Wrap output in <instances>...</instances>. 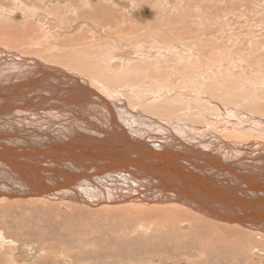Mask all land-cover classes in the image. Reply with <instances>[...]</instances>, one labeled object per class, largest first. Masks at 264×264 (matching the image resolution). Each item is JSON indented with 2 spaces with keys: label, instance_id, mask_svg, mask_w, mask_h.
Here are the masks:
<instances>
[{
  "label": "bare ground",
  "instance_id": "obj_1",
  "mask_svg": "<svg viewBox=\"0 0 264 264\" xmlns=\"http://www.w3.org/2000/svg\"><path fill=\"white\" fill-rule=\"evenodd\" d=\"M160 1L0 0V142L14 143L34 151L30 153L33 155L30 161L21 160L27 162L26 165L19 162L18 156H4V159L0 155V210L4 211L0 213H3L0 222L10 221L8 209L17 207L18 210L20 206L36 211L49 208L78 210L76 214L81 209L95 216L98 211L115 212L129 216V221L132 217H141L151 223L163 222L162 228L170 223L187 225L195 233L200 230L203 245L213 242L222 248H230L227 240H231L239 253L242 248L252 250L255 255H263L261 259L264 261V209L260 207L264 206V174L261 176L259 168L245 161L252 159L250 146L264 148V77L250 68L252 62L246 58H232L228 52L237 40V32L246 31L255 37V29L259 26L255 28L253 24L246 30H241L240 24V29L233 27L228 13V9L231 10L228 5L233 0H225L221 23L217 14L212 18L208 13L213 21L217 19L218 22L202 26L203 21L208 22L197 4L190 19L196 27L200 22L201 31L186 30L181 21L174 23L170 20V15L175 14L174 5L169 8L173 0ZM191 3L190 7L193 6ZM211 4L208 5L210 10L213 8ZM180 5L184 7V4ZM164 8H169V12ZM217 10L214 11L217 13ZM253 20L255 18L251 22ZM247 39L245 37L246 43ZM202 41L204 47L200 46ZM236 43L238 46V40ZM259 43L258 38V45H261ZM253 48L256 45L251 44L252 52ZM144 125L164 133L153 136ZM171 139L174 144L183 139L194 141L197 146L211 139L216 148L225 147L226 157L218 159L204 150L195 147L194 150L189 144L178 154L157 150V140L168 143ZM55 144L70 148L68 160L57 149H53L54 155L50 153L49 147ZM202 156L212 162H201L199 157ZM53 167L58 171L53 172ZM14 175L18 176L17 181L11 180ZM25 179L29 181L27 186L21 184ZM26 218L12 217L11 224L14 222L21 227L18 235L35 231L27 228ZM4 226L9 229L8 224ZM133 228L132 231L136 232L137 228ZM144 230L140 232L145 233ZM6 232L9 233L7 229ZM48 234L50 232L40 228L38 235L41 239ZM156 235L158 237L161 233ZM15 238L18 242L19 237ZM215 238L219 241H214ZM173 239L170 242L174 244ZM150 240H147L149 244ZM100 246L96 245V248ZM33 247L30 257L39 249ZM150 247H147L148 253ZM177 252L174 255L179 254ZM250 255L248 260H251ZM132 256L134 258L135 254ZM42 257H38L39 260ZM141 258L138 262L143 260ZM200 260L204 262L205 258ZM224 261L236 263L237 260L227 256ZM43 262L49 261L45 263L43 259Z\"/></svg>",
  "mask_w": 264,
  "mask_h": 264
},
{
  "label": "rangeland",
  "instance_id": "obj_2",
  "mask_svg": "<svg viewBox=\"0 0 264 264\" xmlns=\"http://www.w3.org/2000/svg\"><path fill=\"white\" fill-rule=\"evenodd\" d=\"M179 1V0H178ZM184 1L185 0H183V2L180 0L179 1V4L177 3L176 5L174 4L175 2H176V0H173V1H171L172 2V4H170L171 5V7H169L170 9H172V6L174 5V15H170L171 16V18H170V20H171V22H174L175 23V21L178 23V22H180L181 23V25H183V26H185V28H186V30L187 29H189V30H191V29H193V30H195V29H197V31H199V33H200V28L202 27V26H205V25H208V24H213V22L214 23H216L217 24V22L219 21L220 23H221V21H223V18H220V15L221 14H223V12H222V10H221V8H223V6H224V8H225V0H220V1H217V0H207L208 1V3L206 2V0H199L198 1V3H196L197 2V0H193V2H192V0H189V3H191V6L192 7H190V5H189V3H187V0L185 1V3H184ZM191 1V2H190ZM226 1H228V0H226ZM232 1V0H231ZM242 1V2H241ZM251 1V2H250ZM257 0H233L232 2H231V4H232V6H234V7H232L231 6V4L230 5H228L229 7L228 8H230L231 10H229L228 9V13H229V17H230V23H232L231 25L233 26V27H238L239 26V24L241 25V26H239L240 28H241V30H246L247 28H249V27H253L252 25L254 24L255 25V28H256V26H259V27H261V28H259V27H257L256 29H255V33H254V35H255V37H253V36H251V35H248L247 33H246V31H239V32H237L238 34H236V37H237V40H238V46H237V40L230 46V48H229V50H228V52H229V54H230V56L232 57V58H235V59H241V58H246L245 60H247L248 62H252V64H248L249 66H250V68H252V70H254V72H256L259 76H262V77H264V46L262 45L263 44V42H264V6H262L263 4H264V0H258L259 1V3H258V1L256 2ZM161 3H162V0L160 1ZM201 2V3H200ZM221 2V3H220ZM229 2H230V0H229ZM261 2V3H260ZM180 3L181 4H184L183 6L184 7H182V5H180ZM193 3H195V5L193 4ZM199 3L201 4V5H199ZM206 3H207V5H206ZM210 3H213V4H211V6L213 7L211 10H210V7L208 6V5H210ZM251 3V4H250ZM257 3V4H256ZM198 4V10L200 11V13H201V15H203L202 17L205 19V21H207L208 23H206L205 24V22L203 21V25L202 26H200V20L198 19V25L197 26H199V27H196L195 25H193L192 23L193 22H191L192 20L190 19V17H191V15H190V13L194 10V8L196 7V5ZM217 4H218V6H217ZM249 4V5H248ZM256 4V5H255ZM259 4V5H258ZM261 4V5H260ZM180 5V6H179ZM187 5V6H186ZM207 6V8H206V6ZM237 5H239V6H237ZM179 6V7H178ZM214 6H216V8L218 9L217 10V13L214 11V10H216V8H214ZM241 6V7H240ZM256 6V7H255ZM261 6V7H260ZM147 7V6H146ZM175 7H176V9H175ZM181 7V8H180ZM189 7H190V9H189ZM194 7V8H193ZM251 8V10H250V8ZM260 7V9H258ZM161 8V7H160ZM169 8H164V10H166V12H169ZM188 8V9H187ZM201 8V9H200ZM220 8V9H219ZM256 8V9H255ZM261 8L263 9L262 10V12H260L261 11ZM162 9H163V7H162ZM180 9V10H179ZM182 9V10H181ZM185 9V10H184ZM193 9V10H192ZM205 9V10H204ZM240 10V12L242 13V15H237L236 13L238 12V14H241L240 12H239V10ZM202 10H204V11H206V13L204 12V11H202ZM211 12H210V11ZM219 10H221L220 11V13H218L219 12ZM234 12H233V11ZM257 11V13L255 12V11ZM260 10V11H259ZM177 11H179L181 14H184V13H189V15L186 13V15H188V19H186V15L184 14V15H181L179 12H177ZM184 11V12H183ZM208 11V12H207ZM224 11V10H223ZM244 11V12H243ZM245 11H246V13H245ZM249 11H250V13H249ZM254 11V12H253ZM214 12H215V14H214ZM233 12V13H232ZM253 12V13H252ZM260 13V15H258L259 13ZM203 13H205V14H203ZM212 16V18H213V16L215 17V15L217 14V17L220 19V20H218L217 21V19L215 20V21H213V19L211 18V16H209V14ZM178 14H180V15H178ZM192 14V13H191ZM214 14V15H213ZM252 14V15H251ZM177 15V16H176ZM207 15V16H206ZM206 16V17H205ZM233 16V17H232ZM251 16H253V17H251ZM261 16V17H260ZM177 17V18H176ZM249 17V18H248ZM258 17H260V18H258ZM232 18H233V20H232ZM252 18H255V20H253V22H251V20H252ZM174 19V20H173ZM239 19V20H238ZM250 20L249 22L247 21V20ZM189 20H190V22H189ZM209 20V21H208ZM243 20H245V21H243ZM183 21V22H182ZM185 21H187V22H185ZM211 21V22H210ZM217 21V22H216ZM233 21V22H232ZM255 21V22H254ZM235 22H236V24H235ZM240 22V23H239ZM243 22H248V24L247 23H243ZM260 22H261V24H262V26H261V24H260ZM187 23V24H186ZM219 23V24H220ZM242 23V24H241ZM191 24H192V26H191ZM210 24V25H211ZM244 25V27H242ZM188 26V27H187ZM195 26V27H194ZM247 26H249V27H247ZM238 27V28H239ZM237 28V29H238ZM239 28V29H240ZM263 29V30H262ZM259 30V31H258ZM243 33V34H242ZM262 33H263V35H262ZM243 37H241V36ZM244 35V36H243ZM248 35V36H247ZM260 35V36H259ZM200 37V36H199ZM239 37V38H238ZM245 37H246V39H247V37H248V39H247V43H246V40H245ZM253 37V38H252ZM256 38V39H255ZM258 38H259V41H260V43H261V45H258ZM263 38V39H262ZM252 39H254V41L252 40ZM257 40V41H256ZM251 41H253V42H251ZM256 41V42H255ZM204 41H202L201 43H200V46H202V47H204V45L202 44ZM259 43V44H260ZM242 44V45H241ZM251 44H253V45H256V48H253L254 50V52H252L251 50H250V47H251ZM239 45H240V47H239ZM245 45V46H244ZM235 46V47H234ZM243 46V47H242ZM261 46V47H260ZM261 48V49H258V48ZM240 48V49H239ZM239 50V51H238ZM243 50V51H242ZM249 50V51H248ZM257 50V51H256ZM234 51H235V53H234ZM231 52V53H230ZM238 52V53H237ZM236 53L238 54V55H236ZM240 53H242V54H240ZM235 54V55H234ZM249 54V55H248ZM254 54H255V57L256 56H258V57H256V59H255V57H254ZM261 54V55H260ZM244 55V56H243ZM260 55V56H259ZM254 57V58H253ZM261 58V59H260ZM259 60H261L260 62H259ZM263 60V61H262ZM257 61V62H256ZM261 64H262V66H261ZM256 73H254V74H256ZM249 73H247V75H248ZM255 75V76H258V75ZM250 76H252L251 74H249ZM26 97H28V95H26ZM136 123V122H135ZM145 126V125H144ZM145 128L148 130V132H150L153 136H157L158 137V135L159 134H161V133H164V131H162V130H158V129H155V127H148V126H145ZM188 144L190 145V146H192L193 147V149H194V147L196 148V149H200V150H204V151H206V152H208V153H210L212 156H216L218 159H225V157H226V155H225V147H223L222 146V149H218V148H216L215 147V142H213L211 139H209L206 143H204L203 145H195V142L194 141H186V140H183V139H179V144H174V143H172V139H171V141L170 142H165V141H163V140H157L156 141V145H157V150L158 151H161V152H169V153H176V154H178V153H180V152H183L185 149H187V147H188ZM250 147H252V152H253V156H252V159H245V161L247 162V163H249L251 166H253V167H257V168H259L260 169V171H259V173L261 174V176H262V174H264V148H259V147H257L256 146V148L254 147V146H250ZM195 150V149H194ZM240 151V150H239ZM238 151V152H239ZM237 152V153H238ZM190 157V156H189ZM192 158H196V157H192ZM199 159H201L200 161L201 162H203V163H211L212 161L210 160V159H208V157H206V156H202V157H199ZM197 163V162H196ZM58 171V170H57ZM17 209V207H13L12 209H8V213H9V215H10V221L7 219H5V221H4V224H8V227H9V225L11 224V220H14V219H12V217L13 216H15V217H27L26 218V226H27V228H28V226H29V228L30 229H32V230H35L34 232H21L19 235H18V233H19V231L18 230H20V226L19 225H14V222L10 225V226H12V227H9V229L7 228V227H5L4 226V224L3 223H1L0 222V264H2V263H4L5 261L7 262V264H43L44 262H43V259H44V261H45V263H46V261L48 262V263H46V264H60V261H61V264H64L66 261H69V262H66L65 264H136V262H137V264H160V263H163V264H168L169 262V264H252V263H254V264H263V262L264 261H262V256L263 255H258V254H253V252H252V250L251 251H249V250H247V249H244V248H242V250L243 251H241L240 253H239V250H235V247L233 246V242L230 240V241H228L227 240V243H229L231 246H230V248H228V246L227 247H225V246H223V248H222V245H215L213 242L212 243H210L209 245H203L202 243H203V241H202V237H201V235H199V231L200 230H198L196 233L190 228L189 229V226H187L186 225V227L184 228L183 226H182V224H179V223H170L169 225L167 224L166 226H165V228H162L163 226L162 225H165V224H162L163 222H160V223H158V222H155L154 223V221H152L153 223H151V220H148L147 218H141V217H132V219L129 221V219H128V217L129 216H123L122 214H116L115 212H113L114 214H115V216H114V214L111 212V213H107V212H103V211H101V213H100V211H98V212H95V214H96V216L95 215H93L94 213H91V212H89V211H86V212H83V210H81V209H79V212H78V214H76L77 213V211L75 212L74 210H73V212H72V210H67V209H65V208H62V209H52V208H49V209H41L40 211H36L37 209H31V207H22V206H20L19 208H18V210H16ZM48 210V211H47ZM68 211V212H67ZM1 212H3L4 213V211L3 210H0V213ZM40 212H41V214H40ZM64 212V213H63ZM82 214H81V213ZM90 214H89V213ZM2 213V214H3ZM36 215H35V214ZM50 213V214H49ZM72 213V214H71ZM79 213H80V215H79ZM2 214H0V220L2 219L1 218V215ZM102 214H104V217H105V219H104V217L103 216H101ZM113 214V215H112ZM58 215V216H57ZM83 215V216H82ZM85 215V216H84ZM112 215V216H111ZM43 216H44V218H43ZM90 216H92V217H90ZM99 216V217H98ZM40 217V218H39ZM46 217V218H45ZM51 217V218H50ZM66 217L68 218V219H66ZM80 217V218H79ZM99 219H97V218ZM106 217H108V219L106 218ZM112 217V218H111ZM55 218V219H54ZM94 218H96L95 219V221H94ZM126 218L128 219V220H126ZM30 219H32V220H30ZM34 219H36V220H34ZM38 219H39V222H38ZM42 219V220H41ZM45 219V220H44ZM49 219L50 220H52L53 221V224H52V221H49ZM69 219H71V220H69ZM107 219V220H106ZM118 219V220H117ZM121 219V220H120ZM147 220V221H143V223H142V221L141 220ZM55 220H56V222H55ZM82 220V221H81ZM86 220V221H85ZM135 220V222H133ZM136 220H138V222L136 221ZM15 221H19V220H15ZM30 221H32V222H30ZM46 221L48 222V223H46ZM70 221H72V222H70ZM75 221V222H74ZM107 221V222H106ZM108 221H110V222H108ZM115 221V222H114ZM120 221L122 222V223H120ZM37 222L38 223H41L40 225L39 224H37ZM51 222V223H50ZM60 222V223H59ZM91 222H92V224L93 225H91ZM96 222H97V224H96ZM113 222V223H112ZM30 223V224H29ZM45 223V224H44ZM73 223H76V224H74V225H72ZM88 223V224H87ZM106 223V224H105ZM107 223L108 224H113V225H111V226H109V225H107ZM115 223V224H114ZM131 225H130V224ZM136 223V224H135ZM45 225V226H42V225ZM49 224V225H48ZM51 224L53 225V226H51ZM58 225V226H56V225ZM69 224V226H70V228H69V226H67ZM125 224V226H124V228H123V225ZM138 224H139V226H138ZM153 224V225H152ZM158 224V225H157ZM3 225V226H2ZM33 225V226H32ZM38 225V226H37ZM46 225H48L47 227L49 228H47L46 227ZM55 225V226H54ZM65 225V226H64ZM75 225H76V227H75ZM84 225H86V226H84ZM95 225V226H94ZM98 227H97V226ZM122 225V226H121ZM130 225V226H129ZM142 225H144L143 227H142ZM171 225V226H170ZM178 225H180V226H178ZM15 226V227H14ZM17 226H19L18 228H17ZM32 226V227H31ZM50 226V227H49ZM71 226H72V228H73V230H71L72 228H71ZM79 226V227H78ZM94 226V227H93ZM122 227V228H120L119 229V227ZM136 226V227H135ZM145 226H147L146 228H147V230H144V228H145ZM152 226H154V227H152ZM37 227V229H39L40 230V228H41V230L43 231V229L47 232V233H49L50 232V235L48 234V236H44V237H48L47 239L46 238H43V237H41V239H40V237H39V230H37L36 231V228ZM52 227V228H51ZM63 227H64V229H63ZM75 227V228H74ZM83 227V228H82ZM88 228V229H92L93 230V228H94V230H93V232H92V230H87L86 228ZM90 227H92V228H90ZM98 229H97V228ZM100 227H101V230H103V229H106V231L105 230H103V231H101V230H99L100 229ZM134 227V228H133ZM143 229H142V228ZM175 227V228H174ZM177 227H179V229L177 228ZM43 228V229H42ZM80 228V229H79ZM96 228V229H95ZM126 228V229H125ZM131 228H133L134 230L136 229V232H133L132 231V229ZM149 228H152V229H149ZM169 228V229H168ZM4 231H3V230ZM6 229H7V231L9 232V233H7L6 232ZM47 229V230H46ZM52 230V232H51V230ZM66 229H68V230H66ZM75 229V230H74ZM85 229V230H84ZM126 230V232H122V231H125ZM131 229V230H130ZM162 229H164V231L163 232H161V230ZM165 229L167 230L168 229V232H166L165 231ZM174 229H177V230H174ZM184 229H186V230H184ZM2 230V231H1ZM11 230V231H10ZM14 230V231H13ZM81 230V232L78 234L77 232L78 231H80ZM87 230V231H86ZM97 230V231H96ZM116 230V231H115ZM139 230V231H138ZM141 230H144V231H146L145 233L144 232H140ZM149 230H150V232H149ZM157 231V232H155V233H153L154 231ZM174 230V231H173ZM182 232H181V231ZM18 231V232H17ZM60 231V232H59ZM66 231V232H65ZM71 233H70V232ZM75 231V232H74ZM102 232L101 234H100V232ZM110 231H111V233H110ZM147 231H148V233H147ZM160 231V232H159ZM188 233H187V232ZM11 232V233H10ZM16 232H17V234H16ZM38 234H37V233ZM64 232H65V234H64ZM68 232H69V234H68ZM91 232V233H90ZM97 232V233H96ZM98 232H99V234H98ZM116 232V233H115ZM166 232V233H165ZM60 233H62V234H60ZM85 233H88V234H85ZM95 233H96V235H95ZM106 233V234H105ZM109 233L111 234V235H113V237L111 236H109ZM125 233V234H124ZM141 233V234H140ZM150 233H152L153 235H151ZM160 233H161V235H160ZM163 233V234H162ZM192 234L191 235V237H190V234ZM13 234V236H15V237H19V240H18V242H17V240L16 239H18V238H15V237H13V238H11V235ZM51 234L53 235V236H55V237H53V236H51ZM67 234V235H66ZM72 234V235H71ZM91 234L93 235V236H91ZM100 235L99 236V238L101 237V235H103L104 237H106V238H103V236L101 237V239H99L98 238V235ZM122 234V235H121ZM134 234V235H133ZM138 234H140V236L138 235ZM144 234V235H143ZM149 234V235H148ZM156 234H158V235H160V236H158L157 237V235ZM173 234H175V235H173ZM186 234V235H185ZM27 235V236H26ZM69 235H71V236H69ZM89 235H90V238H89ZM106 235V236H105ZM109 237H108V236ZM126 236V239H124L125 238V236ZM132 235V236H131ZM137 235V236H136ZM142 235V236H141ZM147 235V236H146ZM165 235V236H164ZM177 235H178V237H177ZM186 237H185V236ZM6 236H8L7 238H6ZM23 238H21V237ZM24 236H25V238H24ZM69 236V237H68ZM74 236H76V237H74ZM85 236H87L86 238H89V239H93L94 241H92V239H91V241L89 240V239H86L85 238ZM135 236V237H134ZM150 236V238H148ZM156 236V237H155ZM163 236V237H162ZM167 236V237H166ZM179 236H180V238H179ZM2 237V238H1ZM10 237V238H9ZM39 237V238H38ZM53 237V238H52ZM66 237V238H65ZM70 237H71V239L72 240H70ZM81 237V238H80ZM84 237V238H83ZM129 239H128V238ZM131 237H133V238H131ZM137 237L139 238V239H141V240H139V239H137ZM142 237V238H141ZM146 237V238H145ZM156 238V243L154 244V239ZM160 237H161V239H160ZM175 237H177V238H179V239H176ZM197 237V238H196ZM15 238V239H14ZM51 238V239H50ZM69 238V239H68ZM76 238H77V240H76ZM143 238H145L146 239V241L143 239ZM165 238L167 239V240H165ZM174 238V239H173ZM196 238V240L194 241V239ZM9 239V240H8ZM16 240L15 242L13 241V240ZM36 239V240H35ZM43 239H45V240H43ZM74 239V240H73ZM80 239V240H79ZM99 239V241L97 242L96 240H98ZM104 239V240H103ZM108 239V240H107ZM135 239H137L136 241H135ZM150 240V239H152V241L150 242V244L147 242V240ZM175 240V242H177V245H176V243L174 242V244H173V242H170L171 240ZM187 239V240H186ZM204 239V238H203ZM27 240V241H26ZM84 240H85V242H84ZM133 240H134V242H133ZM177 240V241H176ZM193 240V241H192ZM9 241V242H8ZM30 241V242H29ZM78 241V242H77ZM90 241V242H89ZM102 241V242H101ZM110 241V242H109ZM130 243H129V242ZM141 241V242H140ZM167 241H169V242H167ZM182 241V242H181ZM188 243H187V242ZM214 241H216V242H218L219 241V239L218 238H215L214 239ZM3 242H7L6 244L5 243H3ZM19 242H21V244L19 243ZM70 242V243H69ZM85 243V244H83V243ZM88 242V243H87ZM96 242V243H95ZM133 242V243H132ZM143 242V243H142ZM152 242H153V244H152ZM195 242V243H194ZM33 243V244H32ZM79 243H81L80 245H79ZM107 243V244H106ZM110 243V244H109ZM128 243V244H127ZM140 243H142V244H140ZM163 243V244H162ZM165 243H166V246H167V248L168 249H170V251L167 249V248H165L166 246H163V245H165ZM167 243H169L168 245H167ZM184 243H186L185 245H184ZM198 243V244H197ZM199 243H201V244H199ZM26 247H23V245ZM31 244V245H30ZM40 244H42L41 245V247L39 246ZM45 244V245H44ZM47 244H49V245H47ZM76 244L78 245V247L76 246ZM93 244H96L97 246H100L101 244V246L100 247H97L96 248V245H93ZM99 244V245H98ZM105 244H106V246H105ZM138 244H140V245H138ZM156 244H158L157 246L159 247H155L154 245H156ZM181 246H180V245ZM194 244H196V245H194ZM21 245V246H20ZM37 247H36V246ZM83 245V246H82ZM84 245H85V248H84ZM91 245H93V246H91ZM132 245V246H131ZM172 245V246H171ZM179 245V246H178ZM203 245V246H202ZM34 246V247H33ZM43 246V247H42ZM46 246V247H45ZM82 246V248H80ZM88 246H91V247H88ZM94 246H95V248H94ZM125 246V247H124ZM130 246H131V248H130ZM137 246V247H136ZM148 246H151L150 248H148L149 249V253H148V250H147V247ZM155 248H154V247ZM169 246V247H168ZM178 246V247H177ZM197 246V247H196ZM13 247V249L11 250V248ZM20 247H23V248H20ZM29 247V248H28ZM32 247L33 248H35V249H38V251L36 252V254H37V256H36V254L33 256V257H30L31 255L29 254V252L30 253H32ZM102 247V248H101ZM140 247V248H139ZM162 248V250H161V248ZM180 247V248H179ZM200 249H199V248ZM17 248H20V249H17ZM27 248H28V250L29 251H27ZM41 248V249H40ZM51 248V249H50ZM69 248H71V249H69ZM73 248V249H72ZM76 248V249H75ZM78 248V249H77ZM80 248V249H79ZM90 248V249H89ZM105 248V249H104ZM130 248V249H129ZM153 248V249H152ZM164 248V249H163ZM184 248V249H183ZM31 249V250H30ZM50 249V250H49ZM62 249H64V250H62ZM84 249H86V250H84ZM89 250V252H88V250ZM95 249V250H94ZM102 249L104 250V252H102ZM139 249V250H138ZM143 250V253L141 252V250ZM145 249L147 250L146 252H145ZM158 249H160V250H158ZM173 249V250H172ZM174 249L177 251L178 250V252H179V254H177V255H174V254H176V251L174 252ZM182 249H183V251H182ZM25 250H26V252H25ZM41 250H43V252L41 251ZM84 250L85 251V253H83L82 251ZM129 250V251H128ZM135 250V251H134ZM153 250H155V251H153ZM156 250H158V251H156ZM9 251H12V252H9ZM16 251H18V252H16ZM51 251H52V253H51ZM99 251V252H98ZM101 251V252H100ZM106 251V252H105ZM128 251V252H127ZM140 251V252H139ZM151 251V252H150ZM249 251V252H248ZM3 252H5V254L3 253ZM9 252V253H8ZM21 252H22V254H21ZM24 252V253H23ZM28 252V253H27ZM39 252V253H38ZM40 252H42V253H44V254H42V253H40ZM47 252V253H46ZM87 252V253H86ZM97 252V253H96ZM113 253V256H112V253ZM152 252H155V253H152ZM159 252V253H158ZM167 252H168V254H167ZM171 252H173V255H172V253ZM177 252V253H178ZM185 252H187V253H185ZM246 252V253H245ZM3 253V254H2ZM6 253H8V254H6ZM18 253V254H17ZM27 254L26 256H24V254ZM35 253V252H34ZM100 253H101V255H100ZM104 253V254H103ZM130 253H131V255H130ZM135 254V256H134V258H133V256L132 255H134ZM138 253H139V256H138ZM141 253V254H140ZM168 255V258L166 257L167 255ZM181 253V254H180ZM249 253V254H248ZM10 254V255H9ZM38 254H39V256H38ZM41 254V255H40ZM57 254V255H56ZM78 254V255H77ZM79 254H80V256H79ZM93 254V255H92ZM106 254H108V255H106ZM128 254V255H127ZM244 254V255H243ZM251 254V255H250ZM259 254H261V253H259ZM2 255H3V257H2ZM30 255V256H29ZM89 255V256H88ZM115 255H116V257H115ZM144 255V256H143ZM147 255V256H146ZM160 255V256H159ZM249 255L251 256V260H248V258H249ZM43 256V257H42ZM52 256H53V258H52ZM55 256V257H54ZM107 256H109V257H107ZM138 256V257H137ZM146 256V257H145ZM192 256V257H191ZM227 256H229V258H233V259H236L237 261H236V263H233V261H232V263H225V258H227ZM243 256V257H242ZM246 256H247V258H246ZM252 256H254V257H252ZM258 258H257V257ZM26 257V258H25ZM29 257V258H28ZM40 257H42V259H40L39 260V258ZM45 257V258H44ZM136 257V258H135ZM139 257H142L141 258V262H138V261H140V259H139ZM145 257V258H144ZM191 257V258H190ZM205 258V260H204V262H202V260H200V259H202V258ZM2 258V259H1ZM14 258V259H13ZM19 258V259H18ZM28 258V259H27ZM79 258V259H78ZM89 258V259H88ZM173 258H174V260H173ZM184 258V259H183ZM193 258H194V260H193ZM254 258H256V259H254ZM9 259V260H8ZM31 259V260H30ZM33 259V260H32ZM56 259V260H55ZM64 259H66V260H64ZM67 259H69V260H67ZM77 259V260H76ZM122 259V260H121ZM129 259H131L130 260V262H129ZM138 259V260H137ZM170 259H172V260H170ZM176 259V260H175ZM183 259V260H185V261H187L188 263H185V262H183V260L181 261V260ZM188 259L189 260H191L192 262H189L188 261ZM261 259V260H260ZM27 260V261H26ZM39 260V261H38ZM42 260V262H40ZM74 260V261H73ZM82 260V261H81ZM118 260H120V262H118ZM136 260V261H135ZM255 261V262H253V261ZM259 262H258V261ZM264 260V259H263ZM10 261V262H9ZM134 261H135V263H134ZM176 261H179V262H177L176 263ZM5 262V263H6ZM63 262V263H62ZM157 262H160V263H157ZM165 262V263H164ZM182 262V263H181ZM4 263V264H5Z\"/></svg>",
  "mask_w": 264,
  "mask_h": 264
},
{
  "label": "water",
  "instance_id": "obj_3",
  "mask_svg": "<svg viewBox=\"0 0 264 264\" xmlns=\"http://www.w3.org/2000/svg\"><path fill=\"white\" fill-rule=\"evenodd\" d=\"M2 144L5 145V148L2 147L3 146ZM53 149L54 150L57 149L59 151V153H61L62 155H64L66 157L65 160H68L67 156L70 154L69 153L70 148H68L67 146H64L63 144L61 145V147H60L59 144L58 145L55 144L51 148L49 147V150H50L51 154L54 153ZM20 150L24 151V152L23 153L22 152L18 153V151H20ZM33 152L34 151L30 150L29 148L24 149L23 147L18 146V145L14 144V143H9V142L2 143V142H0V155H2L3 157L4 156L8 157V158H15L16 156H18L17 158H18L19 162L22 163V164H25V165L27 164V162L21 161V160L30 161L31 160L30 157H33V155H31L30 153H33ZM7 153H10V155H8ZM35 153L37 154V152H35ZM46 154H48V153H46ZM55 155L58 156L56 153H55ZM5 157H4V159H5ZM68 158H70V157H68ZM53 170H58V168L53 167L52 171ZM57 176L61 177V175H57ZM11 180L17 181L18 180V176L17 175L11 176ZM24 182L25 183L21 182V184L27 186L26 183L29 182V181L25 179ZM260 207H262V209H264V206L261 205ZM255 208H257V207H255Z\"/></svg>",
  "mask_w": 264,
  "mask_h": 264
}]
</instances>
